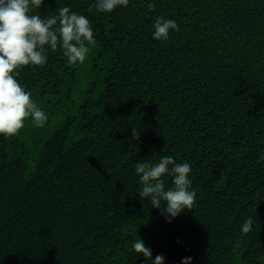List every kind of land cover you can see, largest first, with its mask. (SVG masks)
Listing matches in <instances>:
<instances>
[{"label": "trees", "instance_id": "1", "mask_svg": "<svg viewBox=\"0 0 264 264\" xmlns=\"http://www.w3.org/2000/svg\"><path fill=\"white\" fill-rule=\"evenodd\" d=\"M93 2L33 9L69 6L97 43L82 87V64L60 49L17 70L49 120L0 136V264H151L132 250L139 238L164 264H264V0H156L152 11L130 0L112 13ZM157 16L180 31L152 39ZM161 155L191 163L197 192L171 223L140 198L135 173Z\"/></svg>", "mask_w": 264, "mask_h": 264}, {"label": "clouds", "instance_id": "2", "mask_svg": "<svg viewBox=\"0 0 264 264\" xmlns=\"http://www.w3.org/2000/svg\"><path fill=\"white\" fill-rule=\"evenodd\" d=\"M44 0H0V136L11 137L25 127L30 119L36 128H42L49 120L48 113L32 99L31 91L22 86L17 76L24 66H43L47 63L45 53L60 49L69 65L83 64L91 48L97 43L90 19L69 6L61 7L51 14L41 16L33 9L40 8ZM130 0H94L89 11L112 13L117 8H127ZM149 11L156 8V0H145ZM152 39L167 41L170 33L179 32L176 20L157 16L152 24ZM133 139H139L135 128ZM264 161V154L258 158ZM192 165L177 162L171 155H161L158 161L136 163L141 199L148 198L151 206L162 208L165 219L171 223L185 210L196 204L197 192L192 187ZM171 177V186L166 180ZM254 229L249 217L240 225V234L246 236ZM179 243V241H177ZM132 250L151 261L164 264L165 257L152 258V250L142 239L132 242ZM191 256L181 264H192Z\"/></svg>", "mask_w": 264, "mask_h": 264}, {"label": "rangeland", "instance_id": "3", "mask_svg": "<svg viewBox=\"0 0 264 264\" xmlns=\"http://www.w3.org/2000/svg\"><path fill=\"white\" fill-rule=\"evenodd\" d=\"M89 60V55L87 56L85 62L82 64V70L80 73V86L82 87L84 85L85 82H87L86 79V72H87V65H88V61Z\"/></svg>", "mask_w": 264, "mask_h": 264}]
</instances>
